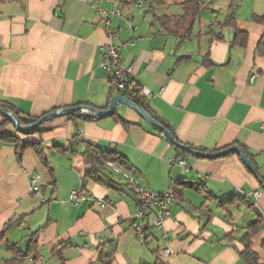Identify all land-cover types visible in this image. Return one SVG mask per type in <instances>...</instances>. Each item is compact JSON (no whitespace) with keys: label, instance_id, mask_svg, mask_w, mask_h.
Listing matches in <instances>:
<instances>
[{"label":"crops","instance_id":"0c3cea01","mask_svg":"<svg viewBox=\"0 0 264 264\" xmlns=\"http://www.w3.org/2000/svg\"><path fill=\"white\" fill-rule=\"evenodd\" d=\"M184 1L0 0V102L27 120L79 106L105 111L122 96L173 129L177 143L204 154L238 147L253 170L235 152L207 158L175 147L123 104L102 119L80 111L49 120L32 135L9 123L4 132L38 144L46 164L31 148L18 160L13 145L0 143V264L10 248L31 250L19 264H242L247 227L264 222V23L256 20L264 0H204L189 32L188 22L164 31L156 18L182 15ZM115 7L133 26L111 19L114 43L133 40L122 65L150 91L138 104L134 88L112 94L100 67L108 39L98 10ZM237 31L244 37L234 43ZM88 146L121 157L127 167L114 162L149 191L176 187L161 229L151 214L144 240L137 236L135 191L105 166L86 177ZM74 189L78 204L69 202ZM253 192L259 197L247 200ZM251 250L264 264L263 231Z\"/></svg>","mask_w":264,"mask_h":264},{"label":"built area","instance_id":"2783aa9c","mask_svg":"<svg viewBox=\"0 0 264 264\" xmlns=\"http://www.w3.org/2000/svg\"><path fill=\"white\" fill-rule=\"evenodd\" d=\"M95 1L96 0H88L89 3H93ZM98 12L103 21L104 30L108 39V42L102 47L100 67L108 74L112 94L124 92L134 88L137 90L138 95L141 98H146L150 95V91L143 86L136 87L132 67H124L121 62L122 49H125L128 45H132L133 40L130 39L127 42L114 43L116 33L112 29V17H117L119 20H123L129 28L133 29L130 19L124 17L118 7L111 10L99 8ZM86 113L90 116H96L95 112ZM262 130L264 133V124ZM168 163L170 165H178L183 169V171L189 170V167L182 158L171 157L168 159ZM104 166L112 173L122 175L136 193L138 212L136 215L137 222L134 226V231L137 236L141 240H144L146 233L145 223L149 220V216L151 214L152 227L154 229H161L163 227L164 220L169 216V204L175 198L176 187L173 185L161 193H154L143 188L128 173L122 171L114 161L106 160L104 162ZM37 179V175H32L30 177V182L34 184ZM32 190L36 192L37 187L33 186ZM259 195V192H253L249 195H245V198L247 200H251L252 198L259 197ZM83 200L84 198L78 190L74 189L70 192V203L78 204ZM168 254L169 251L167 249L161 253L162 257H165Z\"/></svg>","mask_w":264,"mask_h":264},{"label":"trees","instance_id":"16d2710c","mask_svg":"<svg viewBox=\"0 0 264 264\" xmlns=\"http://www.w3.org/2000/svg\"><path fill=\"white\" fill-rule=\"evenodd\" d=\"M1 1L2 2H16L17 0H1ZM142 1L147 3L151 8L162 6L167 2V0H142ZM203 1L204 0H185L180 5L183 10L182 15L173 16V17H167V16L158 17L156 18V21L160 24L161 28L164 31H166L168 26L170 25H172V27L176 29L180 23L188 22V26L187 28H185V32H189L191 30L193 23L199 16V13L202 9ZM256 20L264 23V18H256ZM230 24H233V23H230ZM240 36L244 37L243 34L237 31L234 43H237ZM134 94L136 95H135V99L133 100V102L138 104L139 103L138 93L134 92ZM0 107L6 110L7 112L14 114L18 118L22 126L34 123L39 119V118H31L27 120L21 119L18 111L14 110L9 104L4 103V102H0ZM75 116L77 115L72 114L67 117L69 119H74ZM78 116H81L84 119L92 118V117H86L84 115H80V113ZM8 124L9 122L5 118L0 123V143H8V144L13 145L15 149V155L18 160L21 159V156L26 149L31 148L34 150V152L36 153L37 157L40 159L42 164L45 165L46 161L44 159L41 147L38 144L22 141L19 138H17L15 135L6 134L4 130ZM162 126L170 132L172 138L176 141V136H175L173 129H171L169 126H167L164 123L162 124ZM38 132L39 130L35 129L31 131L28 135L36 134ZM82 156L85 159V161H87L93 168L91 172H88L85 175L86 177H89L92 179H95L97 174L104 168V162L106 160H113L115 162H118L121 166L127 167L126 163L121 159V157L113 155L112 153H106V152L100 151L99 149L95 147H91V146H88L87 151L82 153ZM262 231L264 232V222L260 217H258L256 221H254L247 227V233L243 239L244 249L243 251L239 253V257H240L242 264H260L258 262L257 255L251 250V237ZM0 234H1L0 236H2V234H4V231H2ZM9 252L13 255V257L9 260H4L2 264H19L23 260V258L30 255L31 250L29 249L28 252L24 255H21L16 250V248H10Z\"/></svg>","mask_w":264,"mask_h":264},{"label":"water","instance_id":"95a60500","mask_svg":"<svg viewBox=\"0 0 264 264\" xmlns=\"http://www.w3.org/2000/svg\"><path fill=\"white\" fill-rule=\"evenodd\" d=\"M116 104H123L126 105L128 107H130L131 109H133L134 111H136L140 117H142L149 125H151L152 127L158 129L159 131L163 132L165 134V136L168 138V140L177 148L191 154L197 157H207V158H215V157H221L224 155H227L231 152H235L236 154L239 155V157L241 158V160L243 161V163L246 165V167L249 170H253V167L251 165V163L249 162V160L247 159V157L245 156V154L243 153V151L241 149H239L238 147H231L227 150L218 152V153H213V154H204L201 153L199 151H195L190 149L189 147H186L184 145H181L179 143H177L171 136V134L164 129L159 123H157L154 119H152L149 115H147L141 108H139L138 106L134 105L133 103H131L130 101L126 100L125 98H123L122 96H115L111 99L110 101V105L109 108L105 111H97V110H93L90 109L88 107H72V108H68L65 109L63 111H58V112H54V113H48L46 115H44L43 117H41L40 119H38L36 122L31 123V124H27L25 126H22L18 120V118L12 114L7 112L6 110H4L3 108L0 107V114L8 120V122L14 127V129L19 132L20 134L23 135H28L31 131L38 129L41 127V125H43L45 122H48L49 120L58 118V117H62V116H69L72 114H76L79 111L84 112V114H86L88 117L90 115H88L86 112H95L96 116H90V117H97V118H105L107 116H110L114 113L115 111V105Z\"/></svg>","mask_w":264,"mask_h":264}]
</instances>
